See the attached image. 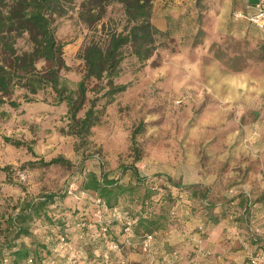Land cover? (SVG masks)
Listing matches in <instances>:
<instances>
[{
  "label": "rangeland",
  "instance_id": "374dc122",
  "mask_svg": "<svg viewBox=\"0 0 264 264\" xmlns=\"http://www.w3.org/2000/svg\"><path fill=\"white\" fill-rule=\"evenodd\" d=\"M13 1L0 0V11ZM82 2L71 0L51 16L67 65L60 75L71 92L84 73L83 49L92 41L106 45L110 33L131 25L120 2L108 3L94 20L84 12L99 9ZM248 4L153 0L150 21L161 30L157 48L139 61L131 43L122 47L114 83L127 87L111 99L106 79L88 81L77 116L96 98L100 117L84 139L69 132L67 104L49 87L29 102L17 87L12 97L18 107L0 103V248L7 258L0 264H15L10 245H24L34 256L36 249L46 264H56L58 232L82 217L91 237L71 243L77 258L92 251L84 264H98L94 251L110 253L113 264H249L252 257L264 264V30L248 20ZM15 48L31 49L27 34L16 37ZM55 157L67 162L46 164ZM89 171L133 185L118 197V213L82 187ZM46 193H54L53 203L28 220L30 234L15 236L9 218ZM139 214L159 222L146 238L123 230L133 229ZM102 229L114 233L118 250L100 240Z\"/></svg>",
  "mask_w": 264,
  "mask_h": 264
},
{
  "label": "trees",
  "instance_id": "16d2710c",
  "mask_svg": "<svg viewBox=\"0 0 264 264\" xmlns=\"http://www.w3.org/2000/svg\"><path fill=\"white\" fill-rule=\"evenodd\" d=\"M70 1L14 0L6 12L0 11V103L7 102L12 107H18L20 102L12 97L17 87L25 89L23 100L27 102L35 100L34 97L40 90L49 87L54 92L58 103L65 101L67 104V114L70 118L69 132L84 139L89 135L91 127L99 121L100 117L98 110L95 109L96 98L90 100L89 106L81 117L77 116L85 104L88 81L92 78L106 79L107 89L105 94L109 99L118 92L124 91L127 84L114 83V78L119 74V66L123 58L122 47L131 43L137 59L145 61L157 48L155 37L161 33V30L154 27L150 21L153 0H83V6L88 8L89 3L92 2L99 9L97 13L84 12L87 20L98 19L108 3L117 1L122 3L127 22L131 25L126 32L110 33L106 45H100L92 41L83 49L81 57L84 62V73L76 82V90L71 92L68 91L67 80L60 75L61 70L67 68V65L63 57V44L55 38L51 19L53 14L62 13L66 8V4ZM248 5L252 7L255 4ZM249 12L251 11L249 10ZM23 34H27L31 49L18 53L15 48V40L16 37ZM38 61L43 62L42 68L36 66ZM5 140L13 144H19V141H14L8 137H5ZM59 162L67 161L63 157H55L46 164ZM128 168H130L132 174H136L138 182L145 183L146 178L139 176L138 168L134 164L129 165ZM82 187L94 191L98 195L97 201L102 202L105 207H113V212H117L114 206L118 197L125 192L131 193L134 190L131 183L124 184L118 178L109 177L108 173L100 172V174H97L94 171L86 173ZM195 192L199 193L198 191ZM54 196V193H46L42 199L26 203V207L22 206L14 218H9L10 225L16 226L14 229L15 236L30 234L27 225L28 220L32 216H40L45 212L48 204L53 203ZM150 197L151 194L149 193L145 202H149ZM113 216L118 215L114 214ZM119 216H121L120 213ZM217 221V217L214 218L213 222ZM84 225L85 217H82L78 219L75 225L62 228L58 232L60 233L58 238L61 242L52 252L53 263L60 264L69 256L76 259L74 264H78V261L81 262L80 264H84L85 260L90 261L91 250L88 254L86 253V256L82 253L77 258L76 251L78 249H75L77 247L73 248L71 243L74 242L75 238L86 239L91 237L87 234L88 230L84 229ZM129 227L133 229H123L125 233L128 232L127 235L134 233L144 235L143 238H146L159 228V222L156 217L139 214L138 218L135 221L133 220ZM100 240L107 241L109 244L115 243L120 247L110 229L100 231ZM13 246L16 245L9 246V254L12 256L11 261L13 263L18 264L25 261L28 264H46L43 260L44 257L39 256L36 249L33 251V254H36L34 256L31 255L32 251L24 245H19L15 249H12ZM43 248H45L44 245ZM80 251L82 252V250ZM93 254L96 257L94 260L98 261V264H113L110 253L103 252L99 255L94 251ZM2 255V249L0 248V261L1 259L6 260V256ZM36 258L40 260L39 263L36 262Z\"/></svg>",
  "mask_w": 264,
  "mask_h": 264
},
{
  "label": "built area",
  "instance_id": "2783aa9c",
  "mask_svg": "<svg viewBox=\"0 0 264 264\" xmlns=\"http://www.w3.org/2000/svg\"><path fill=\"white\" fill-rule=\"evenodd\" d=\"M248 7H251V5H248ZM252 7L254 10L248 13V16H247L248 20L251 21L259 29L264 30V2H259ZM19 176L21 179H25L24 173H19ZM114 214L118 215L116 213ZM149 238L143 240L144 250H146L149 247ZM110 247L116 248V249L119 248L118 245L115 243H112ZM74 263H76V259L73 256H69L65 259V261L61 262L60 264H74ZM249 264H259L258 257H252Z\"/></svg>",
  "mask_w": 264,
  "mask_h": 264
},
{
  "label": "water",
  "instance_id": "95a60500",
  "mask_svg": "<svg viewBox=\"0 0 264 264\" xmlns=\"http://www.w3.org/2000/svg\"><path fill=\"white\" fill-rule=\"evenodd\" d=\"M249 4H257L260 0H247Z\"/></svg>",
  "mask_w": 264,
  "mask_h": 264
},
{
  "label": "crops",
  "instance_id": "0c3cea01",
  "mask_svg": "<svg viewBox=\"0 0 264 264\" xmlns=\"http://www.w3.org/2000/svg\"><path fill=\"white\" fill-rule=\"evenodd\" d=\"M264 0H261V2H263ZM250 8H253V7H250ZM254 10V9H253ZM253 10H251V11H253Z\"/></svg>",
  "mask_w": 264,
  "mask_h": 264
}]
</instances>
